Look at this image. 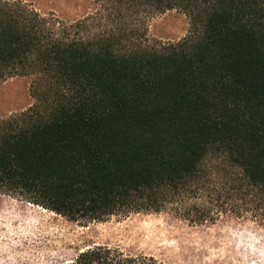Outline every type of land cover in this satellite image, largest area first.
Listing matches in <instances>:
<instances>
[{
	"label": "trees",
	"instance_id": "16d2710c",
	"mask_svg": "<svg viewBox=\"0 0 264 264\" xmlns=\"http://www.w3.org/2000/svg\"><path fill=\"white\" fill-rule=\"evenodd\" d=\"M67 21L0 0V84L33 104L0 120V196L73 222L169 212L264 227V0H95ZM175 10L176 43L148 37ZM56 264H162L118 248Z\"/></svg>",
	"mask_w": 264,
	"mask_h": 264
},
{
	"label": "rangeland",
	"instance_id": "374dc122",
	"mask_svg": "<svg viewBox=\"0 0 264 264\" xmlns=\"http://www.w3.org/2000/svg\"><path fill=\"white\" fill-rule=\"evenodd\" d=\"M41 14L74 21L98 8L95 0H19ZM189 31L175 10L148 21V37L176 43ZM30 79L0 84V120L26 111L33 99ZM96 246L118 248L162 264H264V227L223 215L191 224L169 212H130L103 221L73 222L17 198L0 196V264H56Z\"/></svg>",
	"mask_w": 264,
	"mask_h": 264
}]
</instances>
